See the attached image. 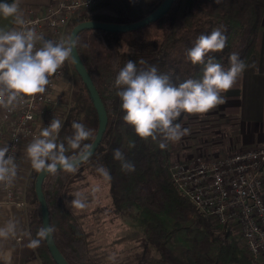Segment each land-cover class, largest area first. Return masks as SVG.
I'll return each instance as SVG.
<instances>
[{"label":"trees","instance_id":"obj_1","mask_svg":"<svg viewBox=\"0 0 264 264\" xmlns=\"http://www.w3.org/2000/svg\"><path fill=\"white\" fill-rule=\"evenodd\" d=\"M163 1L99 0L76 14L70 22L68 37L73 27L83 21L119 24L138 21ZM263 18L264 0H220V3L175 0L166 14L143 27L127 31L83 29L78 34L79 54L100 92L109 121L100 145L88 161L78 165L75 172L50 173L43 182L54 239L70 264H261L248 251L240 233L233 232L234 227L213 222L179 192L169 166L182 137L176 142L164 141L162 137L156 140L138 137L134 128L123 120L125 113L114 81L128 60H133L138 70L155 66L158 74L167 75L177 85L190 78L201 79L203 65H193L187 51L200 35L217 28L227 37L226 47L208 55L226 70L232 53H237L247 64L251 57L261 53ZM70 68L74 80L70 107L56 138L71 157L80 151L67 143V138L73 135L72 123H82L90 130V137L81 142V147L91 145L97 135L99 116L71 56ZM241 80L242 75L234 86H240ZM190 115L182 113L174 123L187 129ZM115 149H120L125 160L134 165V171L122 170V162L114 159ZM99 166L110 173L106 179L111 204L100 205L93 213L97 219L103 212L112 218H125L130 227L106 246L96 242L95 232L88 225V212L70 203V198L75 199L71 191L84 170L103 177L96 170ZM39 172L32 167L26 186L30 207L27 208L28 232L20 248L21 263L57 264L45 237L38 236L44 228L35 190ZM35 239H40L39 246H30ZM119 243H129L132 247L128 251L118 250L115 246Z\"/></svg>","mask_w":264,"mask_h":264},{"label":"clouds","instance_id":"obj_2","mask_svg":"<svg viewBox=\"0 0 264 264\" xmlns=\"http://www.w3.org/2000/svg\"><path fill=\"white\" fill-rule=\"evenodd\" d=\"M220 3V0H214ZM0 16L12 17L19 26L10 30L0 29V107H8L26 96L42 94L50 83V77L62 67L64 62L77 48L79 38L71 36L67 40H46L36 30L28 26L19 7V0L0 2ZM42 46L37 47V43ZM227 37L220 28L210 34L200 35L194 46L187 51V58L193 65H203L201 79H187L174 84L167 75L158 74L155 66L138 70L133 60L119 70L115 77L116 95L121 100V109L125 113L123 120L131 125L141 139L176 142L188 132L179 123H174L182 113L203 114L224 104L222 93L229 91L243 74L248 65L237 53L229 57L230 67L226 70L209 53L221 52L226 47ZM207 57V60L205 58ZM141 63H145L141 61ZM73 135L67 138L72 149H80L74 156H67L63 143H57L54 133H58L61 123L53 118L38 137L28 144L26 152L31 166L36 171L55 174L58 169L75 172L77 160L90 156V145L81 147L91 132L84 124L73 122ZM160 147H165L162 142ZM114 159L121 161L122 170L134 171L133 164L127 162L120 149L114 150ZM15 157L7 147L0 148V182L10 183L16 176ZM97 172L110 178L104 166ZM77 193L70 201L71 205L83 209L86 203ZM0 228V236H6L10 230ZM52 232L50 227L42 228L38 236L43 238ZM40 239L31 241L30 246H39Z\"/></svg>","mask_w":264,"mask_h":264},{"label":"built area","instance_id":"obj_3","mask_svg":"<svg viewBox=\"0 0 264 264\" xmlns=\"http://www.w3.org/2000/svg\"><path fill=\"white\" fill-rule=\"evenodd\" d=\"M97 1L52 0L43 7L22 5L20 10L28 26L38 35L59 41L69 38V25L76 14ZM18 27L14 22L11 29ZM40 46L38 42L37 47ZM72 89L69 57L50 77L44 93L0 107V144L15 157L16 175L33 138L38 137L53 118L58 119L62 127ZM169 170L181 194L213 222L236 228L248 251L264 264V145L222 155L198 153L173 159ZM0 188L9 203L28 206L26 189L17 183L16 176L10 183L0 182Z\"/></svg>","mask_w":264,"mask_h":264},{"label":"crops","instance_id":"obj_4","mask_svg":"<svg viewBox=\"0 0 264 264\" xmlns=\"http://www.w3.org/2000/svg\"><path fill=\"white\" fill-rule=\"evenodd\" d=\"M51 1L19 0V7L22 5L43 7ZM7 2L11 3L12 0H7ZM14 22L12 17L0 16V29L10 30ZM246 65L249 67L242 74L240 86L222 93L226 102L217 106L219 109L222 108V113L219 112L218 116L226 117L228 120L231 118V122L228 121L226 124L234 123V133L230 136L229 144L212 146L213 148L210 149L205 148L203 151L208 155H222L226 152L264 145V32L260 55L251 57ZM216 116L213 115L211 121L220 120ZM226 121L222 122L221 128L225 127ZM19 166L16 175L17 183L26 189L28 176L32 169L27 153ZM27 208L9 203L0 188V228L7 229L11 225L8 234L0 236V264H22L20 248L22 238L28 232Z\"/></svg>","mask_w":264,"mask_h":264},{"label":"rangeland","instance_id":"obj_5","mask_svg":"<svg viewBox=\"0 0 264 264\" xmlns=\"http://www.w3.org/2000/svg\"><path fill=\"white\" fill-rule=\"evenodd\" d=\"M219 112L222 113V108L219 109L216 106L206 113L190 115V120L186 125L188 132L182 136L180 147L173 153L171 161L173 159L188 158L198 153H205L203 151L205 148L210 149L216 145L229 144L230 136L233 135L235 130V125L234 123L230 125L226 124L231 118L229 120L226 117L222 118V116H218ZM213 115H217L216 117H219L220 120L211 121ZM224 121H226L225 127L221 128L220 126H223L222 122ZM109 190L110 187L106 178L96 177L89 173L88 170H84L81 179L74 184V189L70 194L76 198V194L79 193L81 194L80 198L85 200L86 207L82 210L89 214V228L94 230L96 242L104 246L110 244L112 240L123 235L130 229L128 226L129 222L125 218H112L111 215L103 212L100 218L97 219L96 214L93 213L96 207L111 204ZM28 206L30 207L29 204ZM233 232L237 233V229L234 228ZM115 247L118 250L128 251L132 247V244L119 243Z\"/></svg>","mask_w":264,"mask_h":264},{"label":"water","instance_id":"obj_6","mask_svg":"<svg viewBox=\"0 0 264 264\" xmlns=\"http://www.w3.org/2000/svg\"><path fill=\"white\" fill-rule=\"evenodd\" d=\"M174 1L175 0H164L149 15H147L146 17H144L138 21L132 22V23L119 24V23L100 22V21H95V20L83 21V22H81V23H79L73 27L69 37H71L73 35L78 36V34L83 29H103V30H107V31H127V30H131V29L143 27V26L159 19L164 14H166L168 12V10L170 9V7L172 6ZM71 59H72V62L74 64L75 69L77 70V72L79 73L82 80L85 82V84L87 85V87L90 91L91 97L93 99L95 108H96V110L98 112V116H99V127H98V131H97V135H96L94 141L92 142V144L90 145L91 146L90 156L83 161H81V160L76 161V163L78 165H81L82 163L88 161L92 157V155L96 152L98 146L100 145V143L102 141L103 135L107 129L109 117H108V111H107L106 106L102 100L100 92L98 91L89 71L87 70V68H86V66L82 60V58L79 54L78 48L73 50V54L71 55ZM58 170H62V169H58ZM49 174L50 173H48L46 171H40L38 173L37 178H36L35 190H36L37 198L41 204V211H42V217H43V227L44 228L50 227L52 229L49 206H48V203H47V200H46V197L44 194V190H43V182ZM45 239H46L48 248H49L53 258L57 262V264H70L67 261V259L65 258V256L63 255V253L61 252L60 248L58 247V245L54 239L53 230L49 235L45 236Z\"/></svg>","mask_w":264,"mask_h":264}]
</instances>
